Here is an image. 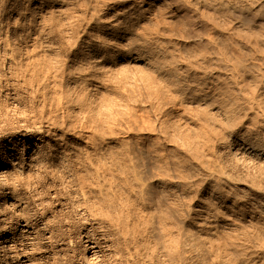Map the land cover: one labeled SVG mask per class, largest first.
<instances>
[{
    "label": "bare ground",
    "instance_id": "bare-ground-1",
    "mask_svg": "<svg viewBox=\"0 0 264 264\" xmlns=\"http://www.w3.org/2000/svg\"><path fill=\"white\" fill-rule=\"evenodd\" d=\"M22 9L60 71L78 53L86 123L120 135L19 104L0 138L11 192L50 186L94 264H264V0H0V73ZM17 228L37 229L0 238L15 257Z\"/></svg>",
    "mask_w": 264,
    "mask_h": 264
},
{
    "label": "rangeland",
    "instance_id": "rangeland-1",
    "mask_svg": "<svg viewBox=\"0 0 264 264\" xmlns=\"http://www.w3.org/2000/svg\"><path fill=\"white\" fill-rule=\"evenodd\" d=\"M20 12L18 18L12 13L8 25V40L17 65L10 72L0 73V138L20 124L16 119L19 104L26 108L30 105L36 109L44 107L66 125L83 123L87 125L86 133L94 140L99 138L109 142V133L119 136L117 126L109 131L104 125L94 126L92 119L91 123H86L92 112L87 109L83 96L85 91H76L78 96L75 97L72 90L74 83L79 84V87L82 85L74 70L80 61L78 53L70 50L66 56V66L60 71L58 64L46 56L39 26L29 22V9ZM22 15L25 17L22 18ZM84 30L82 36L93 35L92 25L88 24ZM91 166L92 169L96 167L94 160ZM11 175L5 173L0 177V216L6 217L5 231H1L0 238L3 239L12 231L11 228L16 226L20 217L30 219L32 227L36 226L37 229L33 234H28L17 228L13 239L19 242V246L15 250L25 247V254L19 253L15 257L7 249H0L5 251V254L0 251V264H94V261L91 263L87 260L88 255L83 252L84 242L78 236L77 224L67 217L61 196L52 195L51 187L47 184L35 187L31 180L29 184L18 181L15 191L11 192ZM9 201L12 205L5 206V202ZM106 257L104 262L112 264V260ZM21 258L26 259V262L21 263Z\"/></svg>",
    "mask_w": 264,
    "mask_h": 264
}]
</instances>
